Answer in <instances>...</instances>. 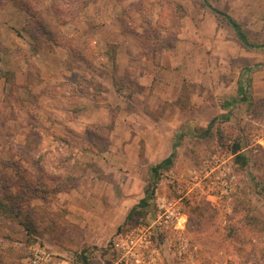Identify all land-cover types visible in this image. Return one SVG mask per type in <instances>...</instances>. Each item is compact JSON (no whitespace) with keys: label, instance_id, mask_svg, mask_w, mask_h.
I'll return each instance as SVG.
<instances>
[{"label":"rangeland","instance_id":"1","mask_svg":"<svg viewBox=\"0 0 264 264\" xmlns=\"http://www.w3.org/2000/svg\"><path fill=\"white\" fill-rule=\"evenodd\" d=\"M208 2L253 46L204 0H0V264H111L139 224L157 264H264V0Z\"/></svg>","mask_w":264,"mask_h":264},{"label":"built area","instance_id":"2","mask_svg":"<svg viewBox=\"0 0 264 264\" xmlns=\"http://www.w3.org/2000/svg\"><path fill=\"white\" fill-rule=\"evenodd\" d=\"M152 228L150 225L139 224L115 237L107 247L111 264H157ZM56 263V255L40 245L32 249L28 259V264Z\"/></svg>","mask_w":264,"mask_h":264},{"label":"trees","instance_id":"3","mask_svg":"<svg viewBox=\"0 0 264 264\" xmlns=\"http://www.w3.org/2000/svg\"><path fill=\"white\" fill-rule=\"evenodd\" d=\"M204 2H205V4L214 12V13H216L217 15H220V16H223L227 21H228V23L232 26V28L236 31V34H237V36H238V38L244 43V44H246V45H248V46H253L252 44H251V42H250V40H249V37H248V35H247V33L244 31V29H243V27L241 26V24L239 23V22H237L234 18H232L230 15H228L227 13H225V12H223V11H221L220 9H217V8H215V7H213L209 2H208V0H204ZM47 33V32H46ZM37 37H38V35H37ZM81 52H76V53H72V54H75V56L77 55H79ZM70 59V61H72L73 60V57L72 58H69ZM74 73V72H73ZM74 75H75V73H74ZM78 78H82V80L83 81H85V85H88V84H86V83H88V82H93L94 80L93 79H87V78H84V77H80V75H78ZM75 79H77V77H73V76H71V77H69V79H68V81H70V83L72 82V83H75V82H77V81H75ZM86 79V80H85ZM247 85H248V82H246V83H244V85L243 84H241L240 85V87H239V91H240V96L241 97H239L238 99H234L233 101H232V103H236L237 101H244V100H247V97H248V95L246 94L247 93ZM209 129H207L206 131H208ZM238 148V147H237ZM237 148H236V150H237ZM175 153H176V151L174 150L173 151V153L170 155V156H168L167 158H165L163 161H161L160 163H158V164H156L153 168H152V171L154 172V173H157L158 172V170L160 169V168H162L163 166H165V165H168V164H170V163H172V161H173V158H174V156H175ZM237 159L240 161V162H243L244 164L245 163H247V156H245V155H243V154H241V153H239L238 155H237ZM146 192H148L149 193V191H148V189H147V191ZM147 193V194H148ZM149 195L150 194H148L147 196H145L144 198H142L141 199V201H140V203L137 205V206H135V207H133L132 208V210L130 211V213H129V215H128V218H130V217H132V215L136 212V210H137V208L138 207H146V206H149ZM9 203V200H7V197H2V196H0V216H4V217H6V216H8V212L9 211H11L12 210V207H11V205H10V203H9V206L7 205Z\"/></svg>","mask_w":264,"mask_h":264},{"label":"crops","instance_id":"4","mask_svg":"<svg viewBox=\"0 0 264 264\" xmlns=\"http://www.w3.org/2000/svg\"><path fill=\"white\" fill-rule=\"evenodd\" d=\"M120 48H118V51H117V57L119 56V57H121V56H123V46H122V44L120 43V46H119ZM127 52H131L130 51V49H128V50H126ZM129 55V54H128ZM130 60H132V59H130ZM130 60H128L127 61V63H124V65H123V63H121L120 61H119V58L117 59V62H118V67H120V69L121 68H124V72H127V67H130ZM119 62H120V64H119ZM121 64H122V66H121ZM120 72V71H119ZM120 74H121V72H120ZM88 78V77H87ZM24 81L25 80H22V82L24 83ZM65 81H68V79L67 78H64V79H62L61 81H59L57 84H56V88H58V89H60V87H61V84H62V82H65ZM71 84H73L72 82H71ZM24 86V85H23ZM108 86H112V85H108ZM72 90L75 92V90H77V88L76 87H72ZM66 94V95H65ZM67 95L68 96H70V97H73L72 96V94L69 92V91H65V92H62L61 91V93H60V96L59 97H62L61 98V100L62 99H64V100H68L67 99ZM64 97V98H63ZM84 98V96H82V97H80L79 98V100H82ZM87 99L88 100H90V101H92L93 103H95V107L97 108H94L96 111H99V108L102 110L101 112H102V114H104V112H105V109H106V103L104 102V101H96V99H95V97L94 96H87ZM74 104V103H73ZM80 104H81V102H80ZM96 104H100L101 106L98 108L97 106H96ZM73 106H77L76 104H74ZM101 107H103V108H101ZM93 112L92 114H90V115H94V118L92 119V121H94L95 122V120H96V118H95V114L97 113V112ZM87 128V127H86ZM92 183H94V188H95V190H100L99 188H102V186H103V184L99 181V179L98 178H95V179H92Z\"/></svg>","mask_w":264,"mask_h":264}]
</instances>
